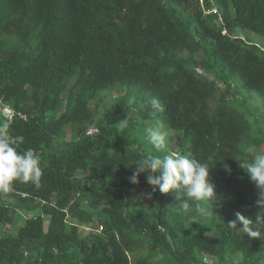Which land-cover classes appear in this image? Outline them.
I'll return each mask as SVG.
<instances>
[{
  "label": "trees",
  "instance_id": "obj_1",
  "mask_svg": "<svg viewBox=\"0 0 264 264\" xmlns=\"http://www.w3.org/2000/svg\"><path fill=\"white\" fill-rule=\"evenodd\" d=\"M254 36L264 0H0V95L25 115L9 133L43 172L0 193V264H264V228L229 225L237 211L255 221L264 195L239 165L264 151ZM156 119L174 132L163 152L146 138ZM177 152L209 165L216 194L200 209L183 211V193L148 198L146 173L129 180L134 161Z\"/></svg>",
  "mask_w": 264,
  "mask_h": 264
},
{
  "label": "clouds",
  "instance_id": "obj_2",
  "mask_svg": "<svg viewBox=\"0 0 264 264\" xmlns=\"http://www.w3.org/2000/svg\"><path fill=\"white\" fill-rule=\"evenodd\" d=\"M154 110L153 118L157 112H163V105L155 97L148 101ZM126 125V119H122L121 127ZM10 123L8 120L0 122V193H9L13 190V182H31L38 185L43 174L40 157L32 148L18 151L9 133ZM146 138L157 152L166 149L167 132L163 123L156 119L155 125L145 128ZM244 164H239L248 174L251 181L255 182L259 190H264V151H251ZM135 170L129 177L132 184H138V177L146 173V182L151 186L152 192L147 193L151 198L153 192H172L176 200H180V193L188 199L181 200L180 207L183 211L190 210L189 200L195 202L196 208H201V202L211 199L215 194V186L209 179V165L199 162L179 152L163 156L147 154L139 161L133 162ZM132 163V164H133ZM227 167V166H226ZM159 171L160 175L154 173ZM260 198L257 205L261 211L256 215L255 221L245 217L239 211L235 213L236 220L229 223L237 228V222L249 237H259L261 232L253 230L250 225L255 224L264 228V195L259 191Z\"/></svg>",
  "mask_w": 264,
  "mask_h": 264
},
{
  "label": "rangeland",
  "instance_id": "obj_3",
  "mask_svg": "<svg viewBox=\"0 0 264 264\" xmlns=\"http://www.w3.org/2000/svg\"><path fill=\"white\" fill-rule=\"evenodd\" d=\"M254 40L259 42L260 44H264V39H262V38L254 36ZM237 85L239 88L240 84L237 83ZM239 89H241V88H239ZM122 92H123V88H121L119 86H113L107 90H104L98 98L93 100L92 101V108L95 112L94 118L99 117L101 115V113L103 112L104 108L108 107L111 100L115 96L121 94ZM252 96H253V98L249 99L248 103H249L250 107L255 112V116L258 120L257 124L264 129V103L259 97L254 96V95H252ZM164 130L167 132L166 144H170L171 140L174 136V132L171 131L170 129H167L166 127H164ZM71 136H72V134L70 133V131H67L66 137L69 138ZM10 201H11V199H10ZM36 212H37V210H35L33 213H36ZM24 219H25V213H21V215L19 216V218L16 222V225L17 226L21 225L24 222ZM206 260L209 261L210 256L207 255Z\"/></svg>",
  "mask_w": 264,
  "mask_h": 264
},
{
  "label": "built area",
  "instance_id": "obj_4",
  "mask_svg": "<svg viewBox=\"0 0 264 264\" xmlns=\"http://www.w3.org/2000/svg\"><path fill=\"white\" fill-rule=\"evenodd\" d=\"M215 12V9H212ZM16 118H25V115L16 111L2 95H0V120H8L11 123ZM14 140V139H12Z\"/></svg>",
  "mask_w": 264,
  "mask_h": 264
}]
</instances>
